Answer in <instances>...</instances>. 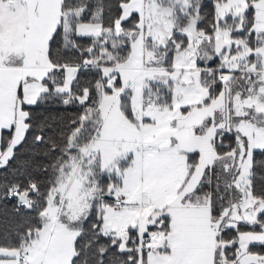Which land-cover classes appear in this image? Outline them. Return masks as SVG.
<instances>
[{
  "label": "snow or ice",
  "instance_id": "snow-or-ice-1",
  "mask_svg": "<svg viewBox=\"0 0 264 264\" xmlns=\"http://www.w3.org/2000/svg\"><path fill=\"white\" fill-rule=\"evenodd\" d=\"M0 264H264V0H0Z\"/></svg>",
  "mask_w": 264,
  "mask_h": 264
}]
</instances>
